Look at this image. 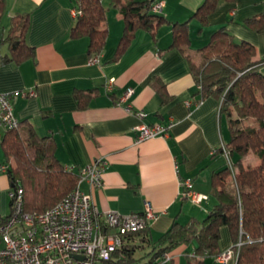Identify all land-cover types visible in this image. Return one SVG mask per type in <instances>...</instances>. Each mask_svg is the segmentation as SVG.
Listing matches in <instances>:
<instances>
[{"label": "crops", "instance_id": "1", "mask_svg": "<svg viewBox=\"0 0 264 264\" xmlns=\"http://www.w3.org/2000/svg\"><path fill=\"white\" fill-rule=\"evenodd\" d=\"M101 1L107 9L103 27L108 37L103 51L90 55V39L71 36L77 20L75 0H5L0 18V93H14V113L20 121L28 122L26 127L41 137H54L56 156L66 167L79 173L92 163L104 166L103 185L80 183V190L91 195L98 213H142L150 203L156 214L150 220L151 236L157 240L175 220L186 224L193 218L205 219L216 203L211 194L212 174L225 164L224 157L214 153L229 140L219 101L209 97L190 108L188 102L194 99L197 86L188 62L178 50H168L172 23L189 20L204 0H163L161 13L168 22L157 28L156 38L147 30H138L116 62L110 60L124 31V16L113 0ZM18 13L30 15L26 41L35 51L33 59L20 65L7 61L10 51L3 42ZM261 14L264 0H237L232 5L222 2L202 29L199 21L192 19L189 55L198 62L199 49L229 21L234 39L252 44L256 57H264V32L242 24ZM152 77L166 84L171 97L168 102H163L151 84ZM129 90L133 93L126 98ZM76 91L93 95L87 108H79ZM139 112H145L146 117H139ZM142 124L171 125L165 137L138 142L137 127ZM6 130L0 123V167L7 160L1 145ZM250 156L244 161L246 166L251 165ZM254 160L257 165L259 160ZM180 178L190 179L191 191L207 198L199 203L184 198ZM10 187L8 176L0 171V222L11 213ZM191 244L192 251L190 244L177 250L174 264H188V255L203 264H222L196 255L195 243ZM220 244L222 249L231 244L225 227ZM170 263L164 260L161 264Z\"/></svg>", "mask_w": 264, "mask_h": 264}, {"label": "trees", "instance_id": "2", "mask_svg": "<svg viewBox=\"0 0 264 264\" xmlns=\"http://www.w3.org/2000/svg\"><path fill=\"white\" fill-rule=\"evenodd\" d=\"M158 1L113 0L124 16L125 26L111 62L122 57L138 30H147L156 38L157 28L168 22L162 11L153 9ZM236 1L204 0L189 20L172 23V42L168 48L178 50L187 60L197 86L189 107L193 108L204 99L214 97L219 101L222 119L227 122L229 140L214 152L225 159L223 167L213 172L211 178V194L216 203L205 219L193 218L186 224L175 220L157 240H152L150 221L145 218L144 212L134 213L143 220L144 227L125 234L122 245L100 264H161L167 261V255L170 256V264H174L177 250L190 243H195V253L203 259H216L231 247L236 253L235 264H264V57H256L252 44L234 39L228 30L229 21L199 49L198 62L189 55L191 20L197 19L202 29L208 25L210 15L222 2L232 5ZM5 5V0H0V18ZM74 8L82 15L76 17L71 36L88 37V53L99 55L108 37L103 27L107 9L101 0H75ZM29 16L28 13L16 14L9 32L3 38L10 51L7 57L10 63L20 65L35 57V51L26 41ZM242 24L263 33L264 14L247 19ZM150 81L163 102H168L171 97L166 84L158 77H152ZM75 97L79 108L85 109L93 95L91 92L76 91ZM27 123L20 121L17 128L7 129L1 138L8 163L5 173L11 188H23L24 210L32 215H41L77 188L82 170L76 173L68 169L56 156L54 137L39 136L32 127L25 126ZM170 125L162 126L168 131ZM250 154L259 159L257 165L244 164ZM10 206L12 211V198ZM8 216L2 219L0 225ZM94 220L102 225L97 216ZM101 227L103 233L119 231L106 229L103 225ZM223 227L228 229L231 239V244L225 249L220 244ZM139 251H144V254L138 256ZM187 257L188 264H203L197 259L191 260L189 255Z\"/></svg>", "mask_w": 264, "mask_h": 264}, {"label": "built area", "instance_id": "3", "mask_svg": "<svg viewBox=\"0 0 264 264\" xmlns=\"http://www.w3.org/2000/svg\"><path fill=\"white\" fill-rule=\"evenodd\" d=\"M164 1L154 3L153 9L161 12ZM75 17L82 15L73 9ZM96 58L92 59V62ZM113 80L108 84L111 90ZM133 93L129 90L125 97ZM14 93H0V123L6 129L17 128L20 120L14 113L11 96ZM191 102H188V106ZM145 112H139L144 118ZM138 142L156 136L167 135L162 125L148 126L142 124L137 127ZM225 151V150H224ZM228 156L227 151H225ZM231 166L232 163L229 162ZM72 170V167H67ZM8 163L1 165L0 171L5 173ZM80 176L77 188L60 200L55 206L41 215H32L24 210V190L21 186L9 189V197L13 199V208L9 216L0 225V264H100L108 260L112 252L123 243V236L129 232L141 230L143 220L138 214L123 215L117 211H105L100 214L93 205L91 195L80 190V183L87 181L92 187L103 185L104 166L92 163L85 166ZM233 177L235 171L233 170ZM184 196L199 203L207 196L191 191L192 181L180 178ZM101 220L106 229H119L117 232L103 233L102 225L95 222V217ZM144 216L147 220H154L156 214L150 203L145 204ZM235 251L229 247L216 260L223 264H235ZM75 256H83L77 259ZM169 260L170 256H166Z\"/></svg>", "mask_w": 264, "mask_h": 264}, {"label": "rangeland", "instance_id": "4", "mask_svg": "<svg viewBox=\"0 0 264 264\" xmlns=\"http://www.w3.org/2000/svg\"><path fill=\"white\" fill-rule=\"evenodd\" d=\"M199 60H200V59H199ZM199 60H198V61H199ZM250 155H252V156L249 157V160H248V161H249V164L254 165V162H255L254 159H258V158H256V156H254L253 154H250ZM258 160H259V159H258ZM189 250H190V251L193 250V244H191V243H190V248H189ZM143 254H144V251H139V252L137 253L138 256H141V255H143ZM183 259H186V258L184 257Z\"/></svg>", "mask_w": 264, "mask_h": 264}, {"label": "water", "instance_id": "5", "mask_svg": "<svg viewBox=\"0 0 264 264\" xmlns=\"http://www.w3.org/2000/svg\"><path fill=\"white\" fill-rule=\"evenodd\" d=\"M77 259H84L83 256H75Z\"/></svg>", "mask_w": 264, "mask_h": 264}]
</instances>
